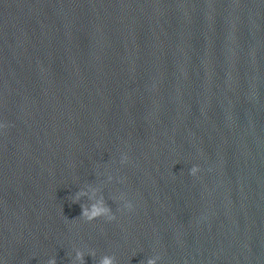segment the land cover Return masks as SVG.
Returning a JSON list of instances; mask_svg holds the SVG:
<instances>
[{
  "label": "water",
  "instance_id": "water-1",
  "mask_svg": "<svg viewBox=\"0 0 264 264\" xmlns=\"http://www.w3.org/2000/svg\"><path fill=\"white\" fill-rule=\"evenodd\" d=\"M0 124V264H264V0H0Z\"/></svg>",
  "mask_w": 264,
  "mask_h": 264
},
{
  "label": "clouds",
  "instance_id": "clouds-1",
  "mask_svg": "<svg viewBox=\"0 0 264 264\" xmlns=\"http://www.w3.org/2000/svg\"><path fill=\"white\" fill-rule=\"evenodd\" d=\"M7 127L6 124H0V128ZM127 161V156L123 157L121 163H125ZM200 172V168L197 165H193L190 169V175L196 176ZM111 180V176L108 177ZM82 198H87V204H81V215L79 216L82 220L86 222H93L94 220L105 218L107 221L111 222L115 220L117 217L113 212L112 208L108 206L105 201L103 191L101 188L88 185L86 188L80 189L78 192L72 196L71 202L78 203ZM119 200L124 201V196L121 195ZM123 207L129 211L133 209V205L129 201H125ZM120 210V209H117ZM95 257V251L89 250L86 254L84 251L80 249L75 250V256L72 261V264H85V256ZM160 259L159 256L150 257L147 259L146 264H157V261ZM47 264H57L56 258L51 257L48 259ZM98 264H116L115 256L103 255L100 257ZM141 264V262H140Z\"/></svg>",
  "mask_w": 264,
  "mask_h": 264
}]
</instances>
